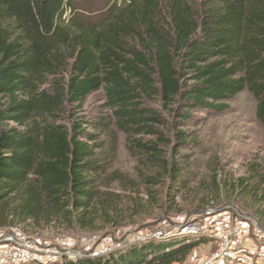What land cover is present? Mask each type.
<instances>
[{
  "label": "trees",
  "instance_id": "1",
  "mask_svg": "<svg viewBox=\"0 0 264 264\" xmlns=\"http://www.w3.org/2000/svg\"><path fill=\"white\" fill-rule=\"evenodd\" d=\"M166 1L0 0V229L89 231L110 215L95 138L73 112L96 92L119 131L154 138L133 144L159 169L148 185L168 181L165 207L188 186L177 161L187 135L167 139V119L145 100L186 126L248 90L264 125V0ZM200 244L153 237L101 256L25 264H182Z\"/></svg>",
  "mask_w": 264,
  "mask_h": 264
},
{
  "label": "rangeland",
  "instance_id": "2",
  "mask_svg": "<svg viewBox=\"0 0 264 264\" xmlns=\"http://www.w3.org/2000/svg\"><path fill=\"white\" fill-rule=\"evenodd\" d=\"M188 1L198 5L200 0ZM159 2L162 8H168L166 0ZM144 102L167 119V139L175 143L176 132L186 133V143L180 147L177 161L188 186L178 193L175 204L164 206L168 181L148 185L159 169L150 166L133 144L134 139L154 138L127 137L119 131L104 93L96 92L87 98L82 109L73 112L84 118L87 132L95 138L96 157L105 168L97 185L101 203L110 215L99 218L89 231L68 229L58 223L36 226L30 222L18 226L17 231L31 246L45 251L34 260L61 262L63 258H76L96 250L122 248L141 237L178 227L177 217L205 226V232L209 222L232 223L236 216L252 218L260 229L255 232L251 226L252 242L264 247V125L257 117L258 100L244 90L225 102L226 110L195 113L186 126L169 116L157 99ZM148 189L154 191L155 201L148 196ZM212 203V215H218L205 219ZM204 238L190 257L211 256L215 251L213 239L207 235ZM238 253L241 258L233 264H246L247 254L242 250ZM190 257L182 264H189Z\"/></svg>",
  "mask_w": 264,
  "mask_h": 264
},
{
  "label": "built area",
  "instance_id": "3",
  "mask_svg": "<svg viewBox=\"0 0 264 264\" xmlns=\"http://www.w3.org/2000/svg\"><path fill=\"white\" fill-rule=\"evenodd\" d=\"M214 212L213 203L210 205L205 214V219H212L217 216L212 215ZM177 217L178 227L170 228L169 231L158 232L156 234L147 235L145 238L156 239H173L184 238L185 244L202 243L205 235L213 239L215 251L211 256H192L189 264H217L221 261L233 264L238 257V252L247 254L246 264H264V247L257 246L252 242L250 237V229L253 226L255 232L260 229L254 219H241L236 216L231 222H209V230L205 232V226H200L198 223L191 221H180ZM176 225V224H175ZM174 225V226H175ZM17 228H10L4 232L0 229V264H25L39 257L44 250H39L36 246H31L25 236H21ZM115 250V249H114ZM113 249L96 250L92 253L93 256H101L108 254Z\"/></svg>",
  "mask_w": 264,
  "mask_h": 264
}]
</instances>
